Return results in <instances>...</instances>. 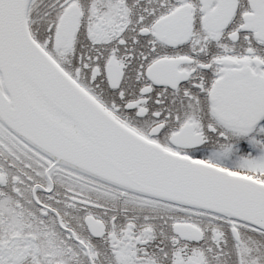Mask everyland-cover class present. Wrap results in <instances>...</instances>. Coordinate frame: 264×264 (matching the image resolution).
<instances>
[{
  "label": "snow or ice",
  "instance_id": "6c2138e0",
  "mask_svg": "<svg viewBox=\"0 0 264 264\" xmlns=\"http://www.w3.org/2000/svg\"><path fill=\"white\" fill-rule=\"evenodd\" d=\"M0 264H264V0H0Z\"/></svg>",
  "mask_w": 264,
  "mask_h": 264
}]
</instances>
